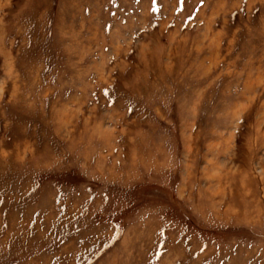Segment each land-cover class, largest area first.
Masks as SVG:
<instances>
[{"label": "rangeland", "instance_id": "rangeland-1", "mask_svg": "<svg viewBox=\"0 0 264 264\" xmlns=\"http://www.w3.org/2000/svg\"><path fill=\"white\" fill-rule=\"evenodd\" d=\"M0 264H264V0H0Z\"/></svg>", "mask_w": 264, "mask_h": 264}]
</instances>
